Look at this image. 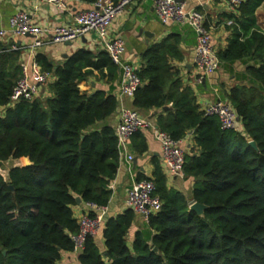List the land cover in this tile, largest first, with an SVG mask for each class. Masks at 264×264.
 I'll return each instance as SVG.
<instances>
[{
  "label": "trees",
  "instance_id": "trees-1",
  "mask_svg": "<svg viewBox=\"0 0 264 264\" xmlns=\"http://www.w3.org/2000/svg\"><path fill=\"white\" fill-rule=\"evenodd\" d=\"M263 2L243 0L229 15L226 46L216 49L220 62L252 56L257 63L246 71L262 87L264 33L256 10ZM180 44V35L171 33L145 49L132 104L157 110V128L186 139L183 173L193 180L191 196L170 185L171 176L153 159L152 174L137 175L153 181L161 200L148 217L151 235L136 230L128 242L135 212L126 208L107 216L75 264H264V92L232 86L226 100L240 129L222 128L217 116L204 114L192 86L183 85L175 64L183 60ZM23 48L0 38V161H22L7 177L0 173V264H60L73 250L76 208L87 201L108 204L119 167L116 130L106 123L118 98L102 88L82 91L79 84L88 78L110 83L119 68L105 49L78 48L61 62L37 52L35 61L50 79L33 100L12 104ZM130 140L138 155L147 151L142 131ZM194 201L206 205L202 215L190 209Z\"/></svg>",
  "mask_w": 264,
  "mask_h": 264
},
{
  "label": "crops",
  "instance_id": "crops-1",
  "mask_svg": "<svg viewBox=\"0 0 264 264\" xmlns=\"http://www.w3.org/2000/svg\"><path fill=\"white\" fill-rule=\"evenodd\" d=\"M177 1L184 2L189 9H197L204 14L205 23L210 30L215 50L226 46L231 34L227 26L231 24L232 20L229 18L231 11L228 9L225 0ZM66 3L65 9L59 10L55 5L46 2L0 0V29H8V19L18 9L26 10L31 15L32 20L39 25L56 26L72 23L74 14L80 9L90 8L93 2L89 0H67ZM256 20L259 28L264 33V2L256 10ZM171 33L178 34L181 37L180 48L183 60L175 64L179 69L182 83L183 85L192 86L196 100L202 108L207 103L218 98L226 100V92L234 85L258 87L264 92V87L246 71L247 66L257 63L252 56L239 60L220 62V66L216 72L205 76L201 83H197L195 81L197 69L193 61L196 46L195 31L188 23H162L155 12L153 0H131L124 10L114 18L110 27L111 36L119 35L123 37L125 41L124 58L136 68H140L142 65L141 55L145 49L153 43L160 42ZM0 38H3V40L10 38L20 42L24 47V58H30L31 60H35L34 56L37 52H43L55 62H61L65 56L78 48H87L94 52L103 49L101 43L93 33L72 41L70 44L45 42L34 49V56H32L30 50V43L32 41L30 36L14 37L8 34ZM120 83L121 74L118 71L114 80L110 83L88 78L79 84V88L82 91L91 92L102 88L117 96L118 109L106 120V123L113 127L117 125L119 110L122 107H133V98L120 93ZM152 111L154 110L140 111L150 124L148 128L142 130L147 141V151L143 155H138L132 140H130L119 155V167L115 178L111 181L113 188L111 189V197L108 202L109 215H116L126 209V192L133 182L137 181V175L143 173L150 176L154 167L153 159L160 160V144L155 136V130L157 129L156 115L151 117ZM127 153H131L136 160L133 161L132 159L128 161L126 158ZM10 160L13 162V166L21 165L22 163L20 159ZM3 162L5 161H0V165ZM163 169L168 174L164 167ZM192 183V178H169V184L181 190L187 197L191 196ZM75 211L79 212L80 207H77ZM136 230H141L148 236L151 235L147 221L138 213H135V218L128 234L129 243L132 241ZM99 243L102 247L103 240L101 237L99 238ZM75 262L76 256L73 253H69L63 256L60 264H75Z\"/></svg>",
  "mask_w": 264,
  "mask_h": 264
},
{
  "label": "built area",
  "instance_id": "built-area-1",
  "mask_svg": "<svg viewBox=\"0 0 264 264\" xmlns=\"http://www.w3.org/2000/svg\"><path fill=\"white\" fill-rule=\"evenodd\" d=\"M51 3L57 9H65L67 0H28ZM131 0H94L92 6L78 10L72 23L56 26H44L35 23L31 15L24 9L16 10L8 19V29H0V37L10 34L14 37L30 36V50L34 56V49L45 42L52 44L75 41L87 34L93 33L105 49L111 60L119 68L121 83L119 91L122 95L133 97L135 90L142 84L137 73V68L124 58L125 41L122 36L110 35V27L114 18L121 13ZM228 9L235 11L243 0H225ZM153 5L158 19L162 23H188L196 33V46L194 51V65L197 69L195 81L201 83L205 76L216 72L220 66L214 48L209 28L205 25L204 14L197 9H189L184 2L177 0H153ZM13 49L19 45L12 44ZM22 75L12 89L10 103L24 99L31 101L36 98L44 85L50 79V74L43 71L40 65L30 58H23L21 62ZM204 114L217 116L221 127L238 131L239 119L235 110L225 99L218 98L207 103ZM149 121L136 108L122 107L119 110L118 122L115 127L118 140L119 154L127 146L131 136L137 131L149 127ZM155 136L160 144V160L163 167L171 177H184L183 167L185 163L186 140L174 139L169 133L155 130ZM128 161L133 159L131 153L126 154ZM109 188L113 185L110 183ZM155 185L153 181L142 179L134 181L126 192L125 205L135 213L140 214L146 221L151 213L161 207V200L154 195ZM92 212L93 215L89 213ZM78 230L71 234L73 253L77 256L82 252L88 237H97L104 227L109 215L108 204L102 205L87 201L76 212Z\"/></svg>",
  "mask_w": 264,
  "mask_h": 264
},
{
  "label": "water",
  "instance_id": "water-1",
  "mask_svg": "<svg viewBox=\"0 0 264 264\" xmlns=\"http://www.w3.org/2000/svg\"><path fill=\"white\" fill-rule=\"evenodd\" d=\"M65 43L70 44V42H65ZM165 108H167V107H165ZM156 113H157V110L152 111V113H151V117L154 116V115H156ZM249 144H250L252 147L257 148L256 142H255L254 140H252V139L249 140ZM135 160H136V158H133V161H135ZM24 162H25L26 164H30V160H29V158H28V157H25V158H24ZM80 202H81V198H80V197H77V203L79 204ZM205 208H206V205H205V204H203V203H199V202H197V201H194V202H192V203L190 204V209L196 211V212H197L198 214H200V215L203 214ZM153 250H154V251H157L158 249H157V247H153Z\"/></svg>",
  "mask_w": 264,
  "mask_h": 264
},
{
  "label": "rangeland",
  "instance_id": "rangeland-1",
  "mask_svg": "<svg viewBox=\"0 0 264 264\" xmlns=\"http://www.w3.org/2000/svg\"><path fill=\"white\" fill-rule=\"evenodd\" d=\"M13 166V162L10 160H8V162H3L1 165H0V173L4 176V177H7V173H8V170L9 168Z\"/></svg>",
  "mask_w": 264,
  "mask_h": 264
}]
</instances>
